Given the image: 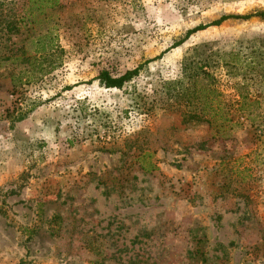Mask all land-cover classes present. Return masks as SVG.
Listing matches in <instances>:
<instances>
[{"label":"rangeland","instance_id":"rangeland-1","mask_svg":"<svg viewBox=\"0 0 264 264\" xmlns=\"http://www.w3.org/2000/svg\"><path fill=\"white\" fill-rule=\"evenodd\" d=\"M255 11L58 0L55 69L15 89L0 70V264H264V19L170 48Z\"/></svg>","mask_w":264,"mask_h":264},{"label":"trees","instance_id":"trees-1","mask_svg":"<svg viewBox=\"0 0 264 264\" xmlns=\"http://www.w3.org/2000/svg\"><path fill=\"white\" fill-rule=\"evenodd\" d=\"M17 3L12 0H0V70L18 68L16 74L10 73L8 76L12 89L41 79L57 66V58L54 56L58 48L56 34H53V26L49 24L47 12L55 11L58 0H22L20 5H16ZM250 17L264 19V11L245 15H221L206 24L186 30L184 36L172 43L170 48L180 45L197 31L218 26L227 20H247ZM157 58L159 57L146 60L118 76H111L102 70L89 81L95 80L106 89H121L125 83L138 75L142 65ZM186 99L188 100V97ZM195 121L210 122L198 119ZM139 156L148 155L140 154ZM145 165V167L141 166L144 172L153 169L150 162Z\"/></svg>","mask_w":264,"mask_h":264}]
</instances>
